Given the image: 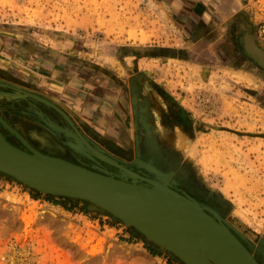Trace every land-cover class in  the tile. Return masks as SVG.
<instances>
[{
  "label": "rangeland",
  "instance_id": "1",
  "mask_svg": "<svg viewBox=\"0 0 264 264\" xmlns=\"http://www.w3.org/2000/svg\"><path fill=\"white\" fill-rule=\"evenodd\" d=\"M234 1L237 10L231 0H0V63L36 79L41 73L28 63L35 56L18 57L10 45L40 43L68 57L111 61L106 65L123 77L126 68L144 74L135 91L127 88L126 108L129 114L134 109L129 118L136 123L144 107L131 105L133 92L139 103L147 102L151 131L174 172L187 175L188 187L180 184L216 208L258 259V248L264 255V69L222 53L239 6V16L255 23L254 43L261 45L254 0ZM246 45L244 53L251 54ZM130 47L146 49L132 56ZM0 101V116L10 119ZM139 123L136 155L117 158L139 176L154 174L140 155L146 129ZM81 149L86 157L66 158L146 184ZM32 193L0 173V264H183L95 208L79 203L67 211Z\"/></svg>",
  "mask_w": 264,
  "mask_h": 264
},
{
  "label": "water",
  "instance_id": "2",
  "mask_svg": "<svg viewBox=\"0 0 264 264\" xmlns=\"http://www.w3.org/2000/svg\"><path fill=\"white\" fill-rule=\"evenodd\" d=\"M257 56L260 67L264 69V54L257 51ZM0 87L46 102L68 119L53 104L19 86L0 83ZM0 94L9 97L19 95L1 90ZM0 123L25 145V149L19 148L0 133V173L30 190L44 196L88 202L91 208L135 230L144 240L184 264L189 261L191 264H227L229 260L236 264H260L250 251L246 238L206 202L189 197L172 180L174 172L170 177L147 163V169L158 180L144 178L119 164L122 162L120 159L84 138L77 129L54 128L57 133L84 146L99 161L146 184L119 179L104 171L44 154L31 147L1 116Z\"/></svg>",
  "mask_w": 264,
  "mask_h": 264
},
{
  "label": "crops",
  "instance_id": "3",
  "mask_svg": "<svg viewBox=\"0 0 264 264\" xmlns=\"http://www.w3.org/2000/svg\"><path fill=\"white\" fill-rule=\"evenodd\" d=\"M231 2L233 7L237 6L234 0ZM240 8L239 6V14L236 13V16L240 15ZM235 9L237 10V7ZM247 21L250 24V21ZM240 25L236 23L235 28H232L231 25V29L239 30L243 37L241 39L246 43L251 40V44L254 45L255 37L251 31L255 23H252L249 30L243 31L240 29ZM15 44L9 45L13 51H18V57L22 55L35 56L33 60L29 59L28 63L33 64L34 71L41 74L36 75V79L21 74L16 75L8 67L9 65L0 63V83L19 86L21 89L47 100L68 117V119L65 118L46 102L34 99L24 93H18L10 88L0 87L1 91L19 94L14 97L0 94V100H4V108L14 110V113L25 112L28 109L27 112L32 114L30 116L28 113H20L18 124L21 130L27 134L29 129L35 130L37 133L46 130L48 138L46 139L52 142L58 141V147L63 148L62 153L66 152L69 157H86L81 149L84 146L76 144L68 136L57 133L55 129H77L84 138L95 145L102 146L103 148L99 147L105 148L107 153H109L108 151L114 153L115 157L136 155L138 146L134 135L136 123L132 118H129L133 115L134 109L131 107L129 114L125 97L127 88L133 90V84L136 83L135 88L137 89L139 76L145 77L144 74L133 76L126 68L128 72L123 77L117 69H111L106 65L113 64L111 61L92 62L84 58L68 57V55L53 49H45L40 43L37 45L32 43L29 48H22ZM130 49L134 52L129 55L135 56L139 51H145L146 48L130 47ZM257 51L264 53L263 46L256 45L255 54L259 63ZM33 81L34 83H32ZM134 97L135 95L131 96L132 106L135 99L136 105L139 102V98L135 97L133 100ZM67 160L71 161L69 158Z\"/></svg>",
  "mask_w": 264,
  "mask_h": 264
},
{
  "label": "flooded vegetation",
  "instance_id": "4",
  "mask_svg": "<svg viewBox=\"0 0 264 264\" xmlns=\"http://www.w3.org/2000/svg\"><path fill=\"white\" fill-rule=\"evenodd\" d=\"M242 21H243V18L238 15L235 18L234 21H231V23L229 24V27L231 28V25H232V28L233 27L235 28V24L238 23L240 25ZM241 37H242V35L239 32V30L238 31L235 30V29H232V31L229 30L228 36L226 34V42H227L226 43V47L222 48V53L224 52V53H226L229 56H233V58L238 60V61H245L247 63H253L255 65L257 64V66L260 67V63H258V59L256 57L254 47L251 44L252 41L251 40L247 41V43H248L247 47L250 44L252 45V47H253L252 53L253 54L243 53L245 51L244 46L247 43L244 42L241 39ZM134 91H135V88H134ZM131 94L134 95L135 93L132 92ZM132 99L134 100L135 97L132 98ZM3 103H4V100H3ZM135 103H136V101H135ZM140 106H144V107H140ZM146 106H147V102L146 101L137 103V107H140V109L143 108V111H142L143 113H141V110H140L139 115L143 114V116H147V110H145ZM2 108L4 109V112L6 111V112H8L11 115L10 119L5 117L4 115L1 116L2 118H4L3 120H5L6 123H8L15 130H17L19 132V134H21L24 137L26 142L31 147H33L34 149H36V150H38V151H40V152H42L44 154H48V155H51V156L61 157V158H64V159L66 157H69L66 152L62 153L63 148L58 147V145H57L59 143L58 141L54 140L52 142L51 140H47L48 138L46 136L47 135V132H45L46 130L42 131L41 133H37V131L29 129L28 130V134H27V133H25L23 130H21L19 128L18 121L20 119V113L21 114L28 113V115L32 116V114L27 112L28 109L26 110V108L23 107L24 110H26L25 112L24 111H22V112L20 111V113H14L13 112L14 110L12 111L11 109L4 108L3 106H2ZM137 112H138V110H137ZM177 113H178V117L180 118L181 117V112H177ZM0 114H2L1 111H0ZM139 115L136 116V123H139L138 122ZM15 116H19V117H15ZM24 116L27 117L26 115H24ZM15 118H17V119L15 120ZM148 119H149V117L147 118V120ZM141 123H139V124L143 126L144 125L143 121ZM1 129L4 130V131L6 130L10 134V136L12 137V140H10L8 137H6L3 134ZM151 130H152V127H151ZM0 132L5 137V139L8 140L10 143H12L13 145H15V146H17L19 148L25 149V145L19 140V138H17L14 134L10 133L1 124H0ZM144 134H146V132ZM49 136H51V135H49ZM149 139L151 141H153L154 144H155V149L156 150L153 153V155L151 153L150 154L148 153V151L150 149V147H149L150 143L148 142V141H150ZM141 145H142V147L140 149L141 150L140 151V155L143 156V157H148V161L151 159L150 157H153V159H152V161H150V163L152 162V164H154L158 169H160L161 171H165L162 168V167H165V166L168 167V168L170 166H174V168H175L174 162L172 160H170L169 158H167L163 148H161L159 143H157V141H156V139H155V137L153 135V131H151L149 135L146 134V135L143 136L142 141H141ZM66 160H67V158H66ZM166 172H168V171H166ZM141 173H143V172H141ZM176 174H178V178H176V179L178 180L179 183H181V181H182V182H184V185L185 184L188 185V183L185 181V179H186L185 175L186 174L183 171H179L178 173L176 172ZM141 176L144 177V178L150 179V180H158V178L154 174H150V173H143V174H141ZM257 252L259 254V257H258V259L257 258L256 259L262 264L263 263L262 253L258 249H257Z\"/></svg>",
  "mask_w": 264,
  "mask_h": 264
},
{
  "label": "bare ground",
  "instance_id": "5",
  "mask_svg": "<svg viewBox=\"0 0 264 264\" xmlns=\"http://www.w3.org/2000/svg\"><path fill=\"white\" fill-rule=\"evenodd\" d=\"M135 101H136V99H135ZM145 108H147V107H145ZM141 110V113H143L142 111H143V108H141L140 109ZM146 110V109H145ZM140 120H142L143 121V123H144V125H143V127L146 129V134H150V132H151V123L147 120V117H145V116H143V114L142 115H140ZM82 140V139H81ZM150 140V139H149ZM167 141H169V139H166ZM151 141V140H150ZM148 141L149 143H150V145H149V147H150V149H149V151H148V153L150 154H152L153 155V153L155 152V144H154V142L153 141ZM148 154V155H149ZM151 159L149 160V161H152V159H153V157H150ZM144 160L146 161V162H143V163H145V164H149V161H148V159H147V157H144ZM150 165H152V164H150ZM152 167H154L155 168V165H152ZM163 168V170H165V171H161L160 169H158L160 172H162V173H165V174H168L170 177H172L173 176V172H174V170H175V168H174V166H170L169 168L168 167H162ZM156 169V168H155ZM166 171H168V172H166ZM172 174V175H171ZM176 178H178V174H176L175 172H174V178L172 177V180H174V181H176L178 184H179V186L181 187V189L182 190H184V191H186V193L188 194V196L189 197H191V198H194V199H196L197 201H199V202H206L203 198H200V197H198L195 193H192V192H189L188 190H186V188L184 187V186H182L179 182H178V180L176 179ZM187 187H188V185H187ZM165 189V188H164ZM167 190V189H166ZM165 190V191H166ZM168 192V191H167ZM171 193V192H170ZM187 196V195H186ZM207 203V202H206ZM211 209H213L215 212H217V210H216V208H214V207H211ZM45 212L42 210V211H40L38 214L41 216V215H43ZM262 243H263V241H262ZM155 246V245H154ZM261 248V247H260ZM260 248H258V250L259 251H261V249ZM250 251H252V247H250ZM263 252V251H262ZM262 257H263V261H264V255L262 254ZM259 262V261H258ZM260 263V262H259ZM184 264V263H183ZM188 264H191L190 263V261H189V263ZM192 264H194V263H192ZM202 264H204V262L202 263ZM227 264H236L235 262H233L232 263V261L231 260H229L228 262H227ZM261 264V263H260ZM262 264H264V263H262Z\"/></svg>",
  "mask_w": 264,
  "mask_h": 264
},
{
  "label": "trees",
  "instance_id": "6",
  "mask_svg": "<svg viewBox=\"0 0 264 264\" xmlns=\"http://www.w3.org/2000/svg\"><path fill=\"white\" fill-rule=\"evenodd\" d=\"M241 30L243 31V30H249L250 29V24H249V22L248 21H246V20H243L242 22H241ZM244 28V29H243ZM245 47V46H244ZM246 47H247V45H246ZM253 47H254V50L256 51V45H253ZM245 49V48H244ZM244 53V52H243ZM251 54H253V53H251ZM264 54V53H263ZM33 194V197H37V198H40V197H42L39 193H32ZM46 200H48L49 202H51L52 204H54V205H59V206H61V207H63L65 210H67V211H71L73 208H75V207H77V206H79V203H83V204H85V207L87 206L88 208H91V205L88 203V202H81V201H79V200H72V199H56V197L55 196H50V195H48V196H45L44 197ZM58 200V201H57ZM85 207H81V209H80V211H84V212H87L86 210H85ZM86 207V208H87ZM87 208V209H88Z\"/></svg>",
  "mask_w": 264,
  "mask_h": 264
},
{
  "label": "built area",
  "instance_id": "7",
  "mask_svg": "<svg viewBox=\"0 0 264 264\" xmlns=\"http://www.w3.org/2000/svg\"><path fill=\"white\" fill-rule=\"evenodd\" d=\"M254 2L255 3L252 6V8L255 9V13L258 17L256 38L259 41V43L261 44V46H263V48H264V5L261 2H259L258 0H254Z\"/></svg>",
  "mask_w": 264,
  "mask_h": 264
}]
</instances>
